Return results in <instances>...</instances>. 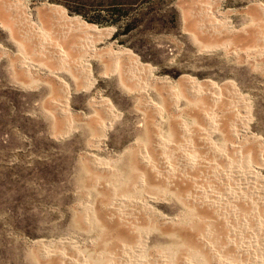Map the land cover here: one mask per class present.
<instances>
[{
	"label": "rangeland",
	"instance_id": "rangeland-1",
	"mask_svg": "<svg viewBox=\"0 0 264 264\" xmlns=\"http://www.w3.org/2000/svg\"><path fill=\"white\" fill-rule=\"evenodd\" d=\"M17 1L51 42L0 0V264H264V0Z\"/></svg>",
	"mask_w": 264,
	"mask_h": 264
},
{
	"label": "bare ground",
	"instance_id": "bare-ground-1",
	"mask_svg": "<svg viewBox=\"0 0 264 264\" xmlns=\"http://www.w3.org/2000/svg\"><path fill=\"white\" fill-rule=\"evenodd\" d=\"M3 2H5L12 10L14 9V10H16V11H18V15H19V17L22 19V25L20 26L19 24V26H20V29H18V30H20V33H22V36H23V38L24 39H26V41L29 43V46H30V49L32 48V47H35V43H37L36 45H37V48L39 49V50H43V51H45V48H43L44 46H46V44L48 43L47 41H49L48 39H47V37L46 36H43V32H42V30L41 29H39L37 26H35V25H33L31 22H29V16H27V13H26V6L24 5V4H22L20 1H17V2H9V0H2ZM13 1V0H12ZM192 1H198V0H192ZM205 6V5H204ZM7 8V6H6V8L7 9H9L10 10V8ZM3 9V8H2ZM9 10H7V11H9ZM13 10V11H14ZM4 11V10H3ZM203 11V10H202ZM1 13H2V11H0ZM37 12L39 13V15H41V16H43V17H46V18H51V19H55V21H57V25L59 26V28L60 29H62L64 32H79L80 34H83V36H81V37H89V35H91V34H99V33H102V32H100V31H98V30H96L95 28H93V27H90V26H85V25H83V24H81L77 19H75V18H68L66 15H65V13H64V11H63V9L61 8V7H59V6H55V5H42L40 8H37ZM6 13V12H5ZM4 14V13H3ZM1 15V14H0ZM200 15H203V17L204 18H210L211 16L209 15V11H204V13H200ZM17 16V15H16ZM10 17V16H9ZM6 24V23H5ZM212 24H215L214 22L212 23ZM10 25V24H9ZM210 25H211V23H210ZM18 26V27H19ZM8 27V26H7ZM17 30V31H18ZM104 32V31H103ZM74 34V33H73ZM104 34V33H103ZM100 35V34H99ZM19 36V35H18ZM21 36V35H20ZM95 36V35H94ZM91 37H93V35L91 36ZM78 38V37H77ZM21 39V38H20ZM83 39V38H82ZM90 39V38H89ZM28 40H30V41H28ZM87 40V39H86ZM85 41V40H84ZM50 42L51 41H49V44H50ZM80 42V41H79ZM87 42V41H86ZM89 42V41H88ZM80 44H81V46H83L84 44H83V42H80ZM79 44V45H80ZM86 44V48H87V46H89V44H87V43H85ZM44 45V46H43ZM48 45V44H47ZM85 46V45H84ZM27 47V46H26ZM54 47H55V51L54 52H56L57 54H59L61 57H64L63 55H64V50L59 46V45H54L53 47H52V45H51V48H53L54 49ZM85 48V49H86ZM91 49V48H90ZM48 52H49V50H47ZM46 51V52H47ZM50 53H52V52H50ZM111 54V53H110ZM59 55H56V56H59ZM117 56V55H116ZM118 56H123V57H128V58H130L131 59V55L127 52V51H121V52H118ZM60 58V57H59ZM29 63H31V62H29ZM79 63V62H78ZM85 65L86 64H77L76 65V67L78 66V68H79V70H81L82 72H84V74L87 76V73H88V69H87V67H85ZM132 65V66H131ZM130 65V67H131V69H134V70H137V71H140L141 70V68L140 67H138V65H135L134 63H132ZM87 66V65H86ZM27 68H30V69H33V68H31V66L30 67H28L27 66ZM192 81L193 80H189L188 81V83H192ZM60 82V81H59ZM194 83V82H193ZM196 85V84H195ZM195 85H193V84H190V89L191 90H193L194 91V93H198V89L199 88H197ZM189 87V86H188ZM200 87V86H199ZM62 90L64 91V92H67L68 91V89H67V87L66 86H64V85H62ZM217 93H218V91H217ZM63 102H66V100H63ZM96 103L97 104H100L103 108H104V111H105V113L110 117V118H113V116H114V113H113V111H111V108L109 107V104H108V102L105 100V99H103V100H99V101H96ZM154 107H156V106H154ZM154 114V113H153ZM208 117H210L211 118V116H208ZM207 117V118H208ZM104 130V127H103V125L101 126V131H103ZM226 138V137H225ZM255 140V139H254ZM253 139H252V141H253V143L254 144H258L256 141H254ZM161 143V142H160ZM201 144V143H200ZM161 145V144H160ZM204 145V144H203ZM208 145V144H207ZM160 148H161V146H160ZM215 149V148H214ZM144 154V153H143ZM257 154V153H256ZM146 156V155H145ZM141 157H143V156H141ZM159 157V156H158ZM147 158V157H146ZM140 159H142V158H140ZM145 159V158H144ZM150 160V159H149ZM148 160V161H149ZM260 160V159H259ZM147 161V160H146ZM145 161V162H146ZM140 162H141V160H140ZM151 162H149V164H150ZM199 163V162H198ZM146 164V163H145ZM148 164V163H147ZM146 164V165H147ZM148 164V165H149ZM144 165V164H143ZM96 166V165H95ZM153 166V165H152ZM244 171H246L247 172V174H249V177L248 178H252L251 180H253V177H255L256 176V174H255V172L252 170V169H250V168H247L246 170H244ZM154 172V171H153ZM243 172V171H242ZM235 173V172H234ZM246 174V175H247ZM245 175V174H244ZM243 175V176H244ZM239 177V176H238ZM148 178V177H147ZM247 178V177H246ZM234 181V180H233ZM261 181V180H260ZM259 181V182H260ZM238 182V181H237ZM260 184H262V183H260ZM241 185V184H240ZM264 186V185H263ZM223 194V193H222ZM228 194V193H227ZM237 198V197H236ZM231 200V199H230ZM203 202V201H202ZM234 202V201H233ZM122 203V202H121ZM127 203V202H126ZM118 227V226H117Z\"/></svg>",
	"mask_w": 264,
	"mask_h": 264
}]
</instances>
